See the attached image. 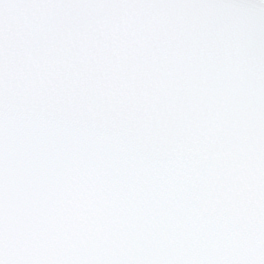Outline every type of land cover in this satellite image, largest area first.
Masks as SVG:
<instances>
[{"label": "snow or ice", "instance_id": "snow-or-ice-1", "mask_svg": "<svg viewBox=\"0 0 264 264\" xmlns=\"http://www.w3.org/2000/svg\"><path fill=\"white\" fill-rule=\"evenodd\" d=\"M0 264H264V0H0Z\"/></svg>", "mask_w": 264, "mask_h": 264}]
</instances>
